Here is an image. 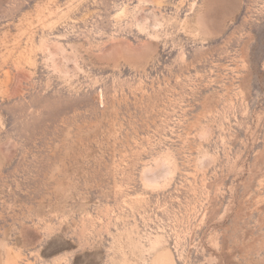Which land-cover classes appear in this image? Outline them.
Masks as SVG:
<instances>
[{
    "label": "rangeland",
    "instance_id": "rangeland-1",
    "mask_svg": "<svg viewBox=\"0 0 264 264\" xmlns=\"http://www.w3.org/2000/svg\"><path fill=\"white\" fill-rule=\"evenodd\" d=\"M0 264H264V0H0Z\"/></svg>",
    "mask_w": 264,
    "mask_h": 264
}]
</instances>
